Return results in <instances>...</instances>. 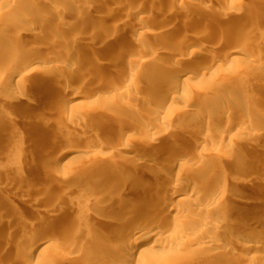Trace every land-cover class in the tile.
Segmentation results:
<instances>
[{"label":"rangeland","instance_id":"rangeland-1","mask_svg":"<svg viewBox=\"0 0 264 264\" xmlns=\"http://www.w3.org/2000/svg\"><path fill=\"white\" fill-rule=\"evenodd\" d=\"M82 1L85 2L88 0ZM104 1L96 6L98 8L97 20L100 22L99 25L104 31L107 28L109 29H107L106 32L110 33L109 36H111L112 39L110 38V40L112 41L110 42L106 39H102V47L96 49L93 53L96 55V60L102 62V58L104 56H110L111 50L113 48H116L118 42L123 39L125 43H123L119 48L121 49L120 51L124 50L121 52L122 57L113 58L116 66L119 67L120 73L125 72L129 69V67H127V65L125 64L129 59L137 58V61L138 59L139 61H142L144 59H149V55L153 56V54H161V49H163V47L165 46L164 42L167 37V39L171 40L173 43L172 45H170V48H168V46L164 48V56H159V58H162L166 61V66L170 63L169 59L176 58L178 56L177 54H179L180 52L179 49L182 43H188L191 47V52H194L195 45L200 40H202L205 43L203 44L207 49V56L220 54L219 56L216 55L217 57H219L218 60L221 59L219 61V65L217 67H212L204 77L205 79L200 78L198 71L194 70V72H191L188 75L187 81L183 83L180 82L179 84L175 82L176 80H174V85L176 86L175 90L181 96L180 101L172 103L171 100H169L163 110L152 105L144 108L139 105L141 103L137 104V106L135 107H132L131 110H133L132 112L136 113V108H138L137 111L143 109L141 110L143 114L145 113L151 116L155 115L154 117L156 119H159L161 117L168 122L167 124H172L173 130L170 132V134H167V136L164 137L165 139L162 142L161 148H164L163 150H166L168 148L172 149V143L180 142L183 139H189L190 136L193 137L197 134H208L207 137L209 136V138L211 139L208 142L209 144L207 143V146L205 145L203 147L198 146L195 151L196 154H191L188 151H184L187 152V156L185 157L186 159L183 160L184 162L182 161L180 163H184L195 169L199 168V163V166H201L200 168L203 169V173L205 175H209L210 177L212 175L218 176L221 179L227 181L228 185L230 184L229 186H227V190L219 189L215 186L210 187V195L217 194L224 196V191L228 192V189H230L231 186L235 183H239L242 180H244L245 182H249V184L251 185V189L248 191V195H245L248 200L245 203L240 204V207L247 206L252 209L250 217L234 211V206L238 204H235V202L231 199L226 200L227 202L225 203V206L227 208L225 207L226 211L224 213L226 217L240 216L250 219L244 229V239L240 240V242H244V240L248 242L247 239H249V236L252 234H250V232H252V229L256 227V224L254 223L256 213L259 210L264 212V181H262L263 177L261 178V176L259 177L257 175L258 171L255 172V170H257L258 168L257 161L254 162L248 157L253 155V150H251L249 146V139H247V137H242L241 139H239L238 137L233 136L235 135V132L228 135L225 134L226 124L217 125L215 122H213V120L216 116L222 114L223 111L227 110L230 105H235L233 103H235L236 99H240L241 104L243 103L242 105L246 107L249 106L252 114H256L258 118H255V121L250 122L251 124L246 119L240 118L237 119L239 123L241 122L243 125L247 126L251 131H253V133L260 129H264V124L262 123L264 122V67L258 65V63H264L263 42L256 44L254 42L251 43L246 41L248 36L244 32V30L240 28L241 25L251 27L252 22L254 21L253 18L240 17V22H237L235 24H232L231 19L229 18L227 19H229L230 21L227 20L226 22L222 19L223 15L229 14V12H231V10L235 8V6H239V4H243L244 8L247 9L248 7L250 8L252 5L257 4L258 2L264 3V0H173L174 3L172 0H157L155 1V3L153 2V0H128L129 2L126 0H114L113 2L111 0L113 3L109 0ZM33 2L34 1L32 0H28L26 2L23 1V9L17 12L14 11V14H10L11 19L24 15L31 16L33 22V31L31 35L26 37L25 35L27 33L21 32V34H23L24 36L23 47L26 50H24L25 52L23 51V54L26 53V55H23L17 67L22 71L21 84L29 89L30 94H28L24 100L19 102V105L13 110H8L7 102L10 100L8 99V96L11 89L8 85H4L2 88H0V93L3 94L4 98V101H0V217L2 220L4 219L5 223L8 220L15 221L18 231L24 228L31 233H35V231H38V234L36 237H24V239H21L24 242L22 241L21 243V240H19V244L10 241L9 247L7 249L0 248V264H49L46 263L48 258H50V256H52L54 252H59L62 254V251L66 247V245L64 246V244L59 242L57 238V232L61 230L60 228L64 226V223H57L56 221L53 223H48L46 219H42L40 217L37 218L36 214L40 211L45 215H49L50 212H46L48 208L45 205L49 201H51L52 197L55 195L68 194L70 192V186L65 185L63 182L57 181L53 183V187L50 189L49 193H44L41 190H37L36 192L31 194L27 193V189L19 184L9 185L6 187L5 180L7 176L15 173L16 171H14V169H11L12 165H15L19 169L20 179L22 176H27L30 173L35 172L31 169V167L34 165V162L36 160L42 161L44 165L43 171H45V173L39 179L40 184L46 183V171L49 170L54 171L57 178L60 177V175L62 176L69 173L72 174L71 172L80 169V167L90 165L93 161L97 160L99 156L101 157L100 154H109L110 151L108 152L106 150V146H103L104 148L101 146V148L97 145V140H95V136H93V134L91 133L92 131H101L102 129H105L107 133H110L112 135L114 140H116V145H120L128 141L137 149H146L147 146L148 149H152L150 140L144 137L146 135L144 134V132H141L139 130L135 131L132 129V127H129L134 125L132 123L133 121H127V123L125 121V123H121V127L119 125L116 128L110 125L105 126L102 124V118H99V110H101L102 108H106V106L100 103L98 93L95 91L98 88V83L92 82L91 80L81 79L76 82L73 88H69L68 90L64 91L62 89L60 90V88H57V85L59 84L58 81L61 78L63 80V78H65L68 74L67 69L69 68L65 66V61L67 58L66 54L71 53L72 58L70 59L74 62L76 57L81 54L79 52V45L86 44L85 42L83 43L81 41L82 38L84 37L89 41L88 38H90V35L92 33L93 26L91 24H77L73 21V16L75 14L83 15V2H81L80 0L79 2H76V7L73 5H71V7L70 5L68 6V4H64L65 2L63 0H47L45 1V3H42L43 5L36 2L34 4ZM195 2L197 4H201L204 7L206 6L205 8L208 7L209 11L203 13L199 12V10H195L192 5ZM136 4L138 5L136 6ZM170 4L172 6H170ZM140 6L142 8H140ZM63 7L64 9H62ZM134 7L137 8V11L135 10V13L133 10H131L136 9ZM174 8H178L179 12L177 10L175 11ZM61 10H66V12L69 11V13H67L68 15L62 16V13L64 11L62 12ZM180 10H182L183 12H181ZM107 12L108 14L105 15ZM151 14L153 16H151ZM144 15H147V17L150 16L148 17L149 19L145 18ZM101 16L105 17L102 18ZM141 16L144 17V19L141 18L143 19V21H141L140 19ZM118 17H120L119 20L117 19ZM136 17L138 19H136ZM169 17L172 19H170ZM191 18L195 20V23L192 26L187 25L188 22L192 20ZM127 19L129 22L127 21ZM136 20L137 24H140V22H142L141 25H143H140L141 27L137 26L140 28H136ZM168 20L169 22L170 20H172V22L169 23ZM242 20L243 22H241ZM123 22H125V24L127 23V26H123ZM131 23H134L133 26L135 25L134 27L131 25L132 28L129 27ZM181 23L183 26L181 25ZM238 23H240L241 25ZM157 26L159 27L157 28ZM62 28H64V30ZM220 28L223 29L221 30ZM241 29L244 33H241ZM57 30L58 33L54 32ZM65 30L66 32H70L75 39L73 37H69L68 35H64L66 33ZM77 30H79L80 32H78ZM127 31H130V33ZM143 31H147L146 33H149V35H145L146 33H138H142ZM59 32L61 34H59ZM133 33L136 34L134 35ZM51 34L53 35V37H51ZM80 34L81 37H79ZM128 34L131 35L127 36ZM56 35H58V38L60 37L59 41H62L63 37H65L64 43H66L64 46L66 48L63 46L62 49V46L58 48L57 46H55L58 43V41L54 42L56 40L54 39ZM60 35H63L62 38ZM154 35H156V37ZM36 37L37 39L35 40ZM41 37H43V40L41 39ZM50 37L52 38V40H49ZM139 37L140 39L138 41ZM41 40L45 43L47 42L48 44H46L48 46L52 44L50 48H48L46 45L47 48L45 47V49L47 50H40L42 53L44 51L45 54H42L38 50V46L42 42ZM237 40H240L244 43L240 48L242 50V53H240L239 55H230L229 53L234 51L232 43ZM74 44H76V46L71 50ZM52 47L54 48L53 50ZM31 48L33 50H31ZM76 48H78V50ZM35 50L38 51L35 53ZM151 50L156 52L152 54ZM47 51L49 52L48 54ZM155 55L153 57H155ZM48 57L50 58L48 59ZM107 59L110 58L108 57ZM46 61L55 62V64L57 65V69L55 71L53 70V74L55 72V75L51 76V78L48 79L49 81L47 87H43L42 84L45 79L44 74L46 70H48V66H46L48 65V63H46ZM58 65L60 66L58 67ZM62 65L65 66V68ZM197 65L202 66L203 63L199 61ZM87 67L88 70L92 73L93 68H95L94 62L89 64ZM132 68L140 70V72L144 73L146 76L166 75L163 70L156 69V66L151 64L148 66L136 65ZM102 77H108L114 79L115 81H118L116 88L114 87L115 89L112 90L113 93L110 92V95L116 94L119 87L125 86L126 89H132L133 87L130 82L120 80V78H118V75L111 70H107L105 73H103ZM97 79V76L93 77V80ZM151 83L153 84V86H157L156 81H151ZM55 97L57 99H55ZM69 97L72 99H70ZM143 97L149 99V97L146 95ZM147 110L149 113L146 112ZM9 114L14 115L15 119L11 125L5 127V130L3 127L6 124V117ZM32 114H36V116L38 115L35 122L29 121L28 117ZM199 115H202L204 117V120L196 123V125L192 124L196 116ZM259 115L261 116V118L259 117ZM71 119L79 121V123L73 124L70 121ZM238 121L235 122L238 123ZM185 123L193 127V129H191L193 132H191V130L186 131L182 129ZM167 124L165 125L167 126ZM147 130L148 129L146 128L144 131ZM5 143L11 144L10 148H8L7 150H5L3 146ZM141 146H143V148ZM229 150H235V154H230ZM241 154L244 155V157H242ZM245 156L248 157V160L245 159ZM103 172L104 171L102 170H98L93 172V174H97V176H99L98 178L100 179ZM89 175L91 174L85 176V179L91 180L92 177ZM257 178L260 179V181ZM183 186L184 184L178 187L183 188ZM188 193L189 192L185 190L179 194H175L174 196L169 195L167 201L168 206L183 212L185 211L186 214L189 212H193L194 210L191 209L189 205L191 200L194 198L190 193ZM31 196L38 198L40 201L32 207L33 209L28 206V200ZM158 206L159 205L156 204L155 208ZM95 207L98 208V206ZM95 207H91L90 210L91 213L94 212L93 214L96 215L100 211ZM11 210H15L16 213L20 212L19 214L22 215L23 213H26V216L24 215L26 221L20 222L16 221V219L14 218H8V212H10ZM174 214L176 213L174 212ZM91 222H93V220H91ZM3 228L4 227H0V243L1 241L6 239ZM200 228L201 227L199 225L194 230L197 229L198 231L200 230ZM237 228L239 227L236 224L231 223V225H229V229L226 230L228 232L225 231L224 235L214 234L209 236L217 239L220 243L224 242L229 244V240L230 242L238 241V239L235 238L232 234L233 232L236 233L239 230ZM194 234L195 232H190V238H195ZM227 236H229V239H227ZM99 237L101 238L97 237V240L95 238H92L91 240H95H93L91 244H85L83 246L78 244L76 246L77 250H84L85 252H87L88 250L89 253L92 252V254L91 256L89 254L88 257H83L77 260L75 264H96L95 257L99 251V248L103 247L102 240L103 238L107 237V235H102ZM145 241L146 246L150 248L151 253L154 254V256H157V259L164 261L167 264H235L234 262H236L229 257H225V259L223 260L217 257L215 258V252L212 254L210 253L212 252L211 250H206V241H204L203 239L202 241L199 240L200 242H198V244L196 243L197 245L195 246H185V251L183 248H181L182 243L185 240H171V242L168 241V243L166 241L164 242L162 240H156L158 242L154 244L155 240L147 237L145 238ZM25 242H27V244L31 246V248L34 244H36L35 246L37 247L32 252L33 254L26 252H24L23 254L15 253V248L18 245L26 244ZM128 247L129 244H127V246H125L124 248L127 249ZM182 250L184 252H182ZM242 254H244L243 256L247 257V259L254 256L247 252H244ZM242 264L245 263L243 262Z\"/></svg>","mask_w":264,"mask_h":264},{"label":"bare ground","instance_id":"bare-ground-1","mask_svg":"<svg viewBox=\"0 0 264 264\" xmlns=\"http://www.w3.org/2000/svg\"><path fill=\"white\" fill-rule=\"evenodd\" d=\"M23 1L26 2L28 0H0V88H2L4 85H8L11 89L10 94L8 96V99L10 100L7 102L8 110H13L15 107L19 105V102L24 100L25 97L28 94H30L29 89L23 84H21L22 71L17 67L23 55H26V53L23 54V51L25 50L23 47L24 36L23 34H21V32L22 33L26 32L27 33L25 35L26 37L31 35L33 31L32 29L33 22L31 16H26V15L12 19L10 18V14H14L15 12L21 11L23 9L22 6ZM32 1H34L33 2L34 4L35 2L38 4H42L45 3V1L47 0H32ZM63 1L65 2L64 4H68V6L69 5L75 6L76 2H79V0H75V1L63 0ZM80 1L83 2L82 3L84 9L83 15L75 14L73 16V21L74 23L77 24H84V23H88V25L91 24L93 26L92 33L90 35V38L87 37L89 41L84 37L82 38L81 41L83 43L85 42L86 44L79 45V50H80L79 52L81 54L76 57L74 62L70 59L72 58L71 53L67 52L68 54H66L67 58L65 61V66L69 68L67 69L68 74L67 76L65 75L66 77L63 78V80L62 78L61 79L59 78L60 80L58 81L59 84L57 83L58 84L57 88H60V90L62 89L64 91L68 90L69 88H73L76 82L81 79L91 80L92 82L98 83V88L95 91L98 93L99 96L98 98L100 103L106 106V108L104 109L102 108L101 110H99L100 111L99 118H102L101 120L102 124L105 126L110 125L116 128L119 125L121 127V123L123 122L125 123V121L126 123L127 121L129 122L133 121L132 123L134 125L132 124L133 126H129V127H132V129L135 131L139 130L141 132H144V134H146L144 137L150 140L151 142L150 145L152 146L151 147L152 149H148V146L146 147V149H144L143 146H141L143 149L141 148L137 149L135 148V146H132L128 141L126 143L116 145V140H114L112 135L110 133H107L105 129H102L101 131L95 130L92 131L91 133L93 134V136H95V140H97V145L100 147L106 146L107 148L106 150L108 152L110 151L109 154L106 155L100 154L101 155V157L99 156L100 158L98 157V159L93 161L90 165L82 166L80 167V169L71 172L72 174L69 173L62 176L60 175V177L57 178L55 176L56 175L55 172L49 170L46 171V183L40 184L39 179L45 173V171H43L44 165L42 161L36 160L34 162V165L31 167V169L34 170L35 172L30 173L27 176H22L20 179H19L20 177L19 169L15 165H12L11 169H14V171L15 170L16 171L15 173H12L7 176L5 180L6 187L9 185L19 184L27 189V193L31 194L36 192L37 190H41L44 193L46 192L49 193L50 189L53 187V183L57 181L63 182L65 185L70 186V192L68 194L55 195L52 197L51 201H49L45 205L48 208L46 212H50L49 215H45L40 211L36 214L37 218L40 217L42 219H46L48 223L49 222L53 223L55 221L57 223H64V226L60 228L61 230L57 232V238L58 241L64 244V246L66 245V247L63 251L58 250V251H62V254L59 252L58 253L54 252V254H52V256L48 258L46 263L75 264L77 260L83 257L86 258L89 256V254L91 256L92 254V252L89 253L88 250H87L88 253L85 252L84 250L83 251L77 250L76 246L78 244L82 246L85 244H91V242L95 240L97 237L101 238L99 236L107 235V237L103 238L102 240L103 247L99 248V251L95 257L96 264H167L166 262L157 259V256H154V254L151 253L150 248H148L145 243L146 242L145 238L147 237L150 239H154L155 240L154 244L158 242L156 240H160V241L162 240L164 242L166 241L167 243L168 241L171 242V240H185L183 241L181 247L184 249V251L187 245H190L191 247L195 246L198 244V242H200L199 240L202 241L203 239L204 241H206L205 242L206 250H211L212 252L210 253L212 254L215 252L214 253L215 258L217 257L223 260L225 259V257L227 258L229 257L232 258V260L236 261V262L232 261L235 264H242L243 262L245 264H264V212L260 211L259 209H258L259 211L257 210L258 212L256 213V217L254 220L256 227L252 229V232H250V234L251 233L252 234L249 236V239H247L248 242H246L245 240L244 242H240V240L244 239L243 238L244 229L247 225V222L250 219L240 216L226 217L224 215L227 208L225 206V203L227 202L226 200L231 199L232 201L235 202V204H238L236 206L233 205L234 211H237L242 215L245 214L246 216L250 217L252 213V209H250L247 206L240 207V204H243L248 200L245 197V195H248L247 193L251 189V185L249 184V182H245L244 180H242L239 183L238 182L235 183L234 185L231 186L230 189H228L229 190L228 192L224 191L225 192V194H223L224 196L217 194L210 195L211 193L210 187L215 186L218 187L219 189L227 190L228 188L227 186H229L230 184L228 185L227 181L221 179L218 176L212 175L210 177L209 175H205L203 173V169L200 168L201 166H199L200 165L199 163H198V167H199L198 169L192 168L184 163L183 164L180 163L186 159L185 157L187 156V152L184 151H188L191 154H196L195 151L198 146L203 147L209 142V140H211L209 136L207 137L208 134L207 135L197 134L196 136L193 134L194 138L189 135L190 136L189 139H183L180 142L172 143V149H169L167 147L168 149L163 150L164 148L163 149L161 148L162 142L165 139L164 137H166L167 134H170V132L173 130L172 124L170 123L167 124L168 122L161 117L159 119H156L154 117L155 115L151 116L145 113L143 114V112L141 111L143 109L137 111L138 108H136L135 110L136 113L132 112L133 110H131L132 107L137 106V104L139 103H141L139 105H141L144 108L152 105L154 107L163 110V108L165 107L166 103L169 100H171L172 103L180 101L181 96L175 90L176 86L174 85V80H176L175 82L179 84L180 82L183 83L188 80V75L191 72H194V70L198 71L200 78L205 79L204 77L209 72V70L212 67H217L219 65V61L221 59L218 60L219 57L217 56H219L220 54L219 55L216 54L217 56L216 55L207 56V49L206 46L204 45L205 43L202 40H200L195 45L194 52L193 51L191 52V47L188 43L181 42L182 45L180 46L179 54H177L178 56L176 58L169 59L170 63L167 64L166 66L165 65L166 61L163 60L162 58H159L160 55L164 56L165 53L164 48L167 46L168 48H170V45H172L173 43L171 40L167 39L168 37L166 36L167 38L165 37L166 40L164 42L165 46L163 47V49H161L162 51L161 54L155 55L153 53H155L156 51L154 52L153 50H151L153 56L155 55V57L149 55L150 56L149 59L147 60L144 59L142 61H139V59L137 61V58L129 59L125 63L127 67H129V69L125 72L120 73L119 67L116 66V63L113 60V58L122 57L121 52L124 50L120 51L121 49L119 48L123 43H125L123 39H121L118 42L116 48H113L115 46L112 47L113 49L111 50L110 56H106V57L104 56L102 58L103 60L102 62H99V60L97 61L96 55L93 53L96 49L102 47V39H106L107 41L110 42L112 41L110 40L111 38V36H109L110 33L106 32L108 28L104 31L102 27L99 25L100 22L97 20L98 8L96 6L104 0H88L85 2L82 0ZM112 1L114 2V0ZM155 1L157 0H153L154 3ZM137 5L138 4H136V6ZM192 5L195 8V10H199V12L204 13L209 11L208 7L205 8L206 6L204 7L201 4H197L196 2L193 3ZM170 6L172 5L170 4ZM140 8L142 7L140 6ZM62 9H64V7ZM131 10H133L135 13V10L137 11V8ZM174 10L178 11L179 9L174 8ZM180 11L183 12L182 10ZM67 13H69V11L66 12L65 10L62 13V16L68 15ZM107 14L108 12L105 15ZM151 16L153 15L151 14ZM101 17L103 18L105 16H101ZM148 17L147 15L145 16V18ZM240 17H250L253 18L254 20L252 22L251 27L241 25L240 23H238L241 25L240 28H242L246 33V35L248 36L246 41L251 43L254 42L256 44L263 42L264 45V3L258 2L257 4L252 5L250 8L248 7L247 9L244 8L243 4H239V6L238 5L235 6V8H233V10L229 12V14L223 15L222 19L225 22L231 19L232 24H235L237 22H240L239 21V19H241ZM119 18L120 17H118L117 19L119 20ZM141 18L144 19V17L142 16L140 17V19ZM136 19L138 18L136 17ZM143 19H141V21H143ZM243 20L241 22H243ZM171 22L172 20H170L169 23ZM123 23H122L123 26L124 25L127 26V23L126 24L125 22ZM141 23L142 22H140V24H137V20H136V24H137L136 28H140L143 25V24L141 25ZM194 23L195 20L192 19L191 21L188 22L187 25L192 26ZM133 24L131 23L129 27H131V25L133 26ZM158 27L159 26H157V28ZM62 29L64 30V28ZM176 29H177V25H176ZM220 29L222 30L223 28ZM79 30L77 31L80 32ZM243 30L241 31V33H244ZM54 32L58 33V30ZM127 32L130 33V31ZM146 32L143 31L142 33L141 32L138 33L143 34ZM59 34L61 33L59 32ZM133 34L135 35L136 33ZM64 35H68L69 37L74 38V36L71 35L70 32H66ZM130 35L131 34H128L127 36ZM145 35H149V33L148 34L146 33ZM57 36L58 35L55 36L54 39L56 40L54 42L58 41V43L56 45L55 44L53 45L57 46V48L62 46L63 49V46L66 43V42L64 43L65 37H63L62 40L63 42H62L59 41L60 37L58 38ZM60 36L62 38L63 35ZM154 36L156 37V35ZM51 37H53V35ZM79 37H81V34ZM50 38L49 40H52V38L51 39ZM36 39L37 37L35 38V40ZM41 39L43 40V37H41ZM139 39L140 37L138 38V41ZM46 43L42 41L39 44L40 46V47L38 46L39 52H41L40 51L41 49L47 50L45 49V47L48 43L47 44ZM232 44L234 51L230 52L229 53L230 55H239L240 53H242V50L240 48L243 46L244 44L243 42L237 40ZM50 46L47 45L48 48H50ZM75 46L76 44L72 46L71 50L75 48ZM53 49L54 48L52 47V50ZM76 49L78 50V48ZM31 50L33 49L31 48ZM37 51L35 50V53ZM48 51L47 54L49 53ZM42 54H45L44 51ZM108 57L110 59H107ZM49 58L50 57H48V59ZM199 61L203 63L202 66L197 65ZM93 62L95 68H93V72L91 73L88 70L87 66ZM46 63H48V65H46L48 66V70H46L44 74L45 79L42 84L43 87H47L49 81L48 79H50L51 76L55 75V72L53 74V70L55 71L57 69V65L55 64V62L46 61ZM150 64L156 66V69L163 70L164 73H166V75L146 76L144 73L140 72V70L132 68L133 66L136 65L148 66ZM60 65H58V67ZM258 65L264 67V63H260V64L258 63ZM65 66L63 67L65 68ZM107 70L114 71L118 75V78H120V80L130 82L133 86L132 89H126L125 86H122L119 87V89H117L118 92L116 91L117 92L116 94L110 95V92H112V90L116 88L118 81H115L114 79L108 77L103 78L102 75ZM94 76H97L98 79L93 80ZM151 81H156L157 86H153ZM145 95L148 96L149 99L144 98L143 96ZM56 97L55 99H57ZM0 101H4L2 93H0ZM233 104L235 105H230L229 108L223 111L222 114L216 116L213 122H215L217 125L226 124L225 134L227 135L235 132V135L233 136H236L239 139H241L242 137H247V139H249L250 141L249 146L251 150H253V155L248 157L249 159H252L254 162L257 161L258 168L257 170H255V172L258 171L257 175L259 177L261 176V178L263 177L262 181H264V129L263 130L260 129L255 133H253V131H251L247 126L243 125L241 122L239 123L237 119L244 118L250 123L255 121V118H258V116L256 114L254 115L252 114V111L249 109V106L246 107L242 105L243 103L241 104L240 99L239 100L236 99L235 103ZM146 112L149 113L148 110ZM37 116L36 114L30 115L28 117L29 121L35 122V120H37ZM259 117L261 118L260 115ZM14 119H15L14 115L12 114L7 115L6 124L3 128L6 130L5 127L11 125L14 122ZM203 120L204 117L202 115L196 116L194 122L192 121L193 122L192 124L196 125V123H199ZM233 120L238 121V123ZM70 121L73 124L79 123V121H75L74 119H71ZM262 123L264 124V122ZM165 124H167V126ZM229 124H233V125H229ZM146 128L148 130L144 131ZM182 129L189 131L193 129V127L185 123ZM191 132L193 131L191 130ZM5 144L3 145L5 150L10 148L11 144L9 143H5ZM229 151L230 154H235V150L233 151L229 150ZM241 156L244 157V155L242 154ZM245 157H246L245 159L248 158L247 156ZM187 162H188V158H187ZM98 170L104 171L101 174L102 176L100 177V179L98 178L99 176H97V174L95 175L93 174V172ZM88 174H91L89 175L92 177L91 180L85 179L86 178L85 176H87ZM258 180L260 181V179ZM183 184H184L183 188L178 187ZM185 190L189 192L194 198L191 200L189 205V207L194 210L193 211L194 213L189 212L186 214L185 211L183 212L168 206L167 201L169 195L174 196L175 194H179ZM28 202H29L28 206L32 208L33 206H35V204H37L40 201L38 198L31 196ZM156 204H158L159 206L155 208ZM93 206L94 207L98 206V208L97 207L95 208H97L100 211L96 215L93 214L94 212L91 213L90 208ZM174 212L176 214H174ZM19 213L20 212L16 213L15 210H11L10 212H8L9 214L8 218L10 219L14 218L16 219V221H20V222L26 221L25 218L26 213H23V215ZM91 220H93V222H91ZM231 223L236 224L239 227L237 228L239 229L238 230L239 232L237 231L238 233L237 232L232 233L234 237L238 239L239 242L238 241L230 242L229 240V244L224 242L220 243L217 239L209 236L214 234L224 235L225 231L229 229V225H231ZM199 225L201 227L200 230L198 231L197 229L194 230ZM0 227H4L3 228L5 232L4 235L6 236V239L1 241L0 248H5V249L9 247L10 241L19 244L20 243L19 240L24 239V237H29V236L36 237L38 234V231H35V233L34 232L31 233L24 228L18 231L16 228L15 221L8 220L5 223L4 219L2 220L1 217H0ZM193 231L195 232L194 234L195 238H190V232L194 233ZM227 237H228L227 239H229V236ZM92 238L95 239L91 240ZM22 241L23 240H21V243ZM25 243L26 244L23 243L24 245H18L15 248V253L17 254H23L24 252L32 253L34 249L37 247L35 246L36 244H34L33 247L31 248V246H29L27 242ZM127 244H129V247L125 249L124 247L127 246ZM184 251L182 250V252ZM244 252L250 253L254 256L247 259V257L243 256L244 254H242Z\"/></svg>","mask_w":264,"mask_h":264}]
</instances>
